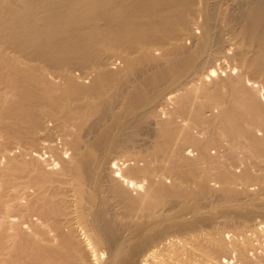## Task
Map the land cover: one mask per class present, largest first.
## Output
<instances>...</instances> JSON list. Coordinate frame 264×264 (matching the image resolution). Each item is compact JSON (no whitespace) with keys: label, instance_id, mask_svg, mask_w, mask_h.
Wrapping results in <instances>:
<instances>
[{"label":"bare ground","instance_id":"1","mask_svg":"<svg viewBox=\"0 0 264 264\" xmlns=\"http://www.w3.org/2000/svg\"><path fill=\"white\" fill-rule=\"evenodd\" d=\"M209 3L0 0V264H264V15Z\"/></svg>","mask_w":264,"mask_h":264},{"label":"rangeland","instance_id":"2","mask_svg":"<svg viewBox=\"0 0 264 264\" xmlns=\"http://www.w3.org/2000/svg\"><path fill=\"white\" fill-rule=\"evenodd\" d=\"M135 1H138V0H135ZM211 1V3H209ZM222 1V2H221ZM242 1V2H241ZM241 1H237V0H208V3H209V5H210V9L211 10H209V13H210V15H245L246 14V12H247V14L246 15H248V13H249V10L250 9H253V11L255 12L254 14H258V15H264V0H241ZM214 4H213V3ZM217 2V3H216ZM224 2V3H223ZM236 3V4H235ZM240 3V4H239ZM260 3V4H259ZM211 4H213L212 5V7H211ZM216 4L217 5H219V6H216ZM238 5V6H237ZM254 5V6H253ZM194 6H195V8H197L198 6H200V3L199 2H194ZM240 6V7H239ZM242 6V7H241ZM253 6V7H252ZM256 6V7H255ZM217 7V8H216ZM219 7V8H218ZM254 7H255V10H257V11H255L254 10ZM215 8V9H214ZM240 9V10H239ZM248 10V11H247ZM260 13V14H259ZM262 13V14H261ZM249 15H252V11H251V13L249 14ZM77 70V71H76ZM75 70V72L77 73V74H79V73H81L80 71H82V69L79 67V69H76ZM58 142H59V140L57 141V144H58ZM59 145V147L60 146H62V144H61V142H60V144H58ZM61 149V148H60ZM69 152H70V150H67L66 152H64L63 153V150H62V153H63V157H64V159H66L67 158V156H68V154H69ZM210 152L211 153H214L215 152V149L213 148V149H210ZM39 161H41L43 164H45V167H47V168H51V169H54V170H59L60 169V167H61V162H59L57 159H55V157L54 156H51L50 154H48V153H46V152H44V151H42V153L40 154V157H39ZM237 171L239 170V168H235ZM166 180H168V181H170V179L169 178H167ZM255 181H252V180H250L249 182L247 181L246 183H242V185L241 184H235L233 187V189H236L235 191H240L239 193L238 192H236V193H238V196L236 197L238 200L240 199V200H242L243 198V200H245V198L247 199V196L250 198V196L252 195L251 193H252V191H258V192H260V188H259V184L257 183V182H255ZM211 183H212V185H213V188L214 189H217V188H219V186H220V184H219V182H215V181H211ZM258 184V185H257ZM20 186H24V183L22 182L21 184H20ZM259 189V190H258ZM31 188L29 187L28 188V192H31ZM242 190V191H241ZM245 191V192H244ZM256 191V192H257ZM262 192H264V190L262 189ZM264 196V195H263ZM251 197H253V196H251ZM222 197L221 196H218V193H216V194H214V195H212V196H209L207 199H205V201H207V203L206 202H204V203H206V208H208V207H211V206H213V205H211V204H213L214 202H216V203H219V201H221L222 199H221ZM242 198V199H241ZM264 199V197L261 199V200H263ZM258 200V199H257ZM167 201V200H166ZM259 202H260V199L258 200ZM264 201V200H263ZM208 204H210V205H208ZM224 230H226V232L225 231H223V237L225 238V239H229V238H231V233L229 234L228 232H231V231H229V230H227L226 228L224 229ZM246 232V234H248V233H250L249 231H245ZM225 233V234H224ZM229 236V237H228ZM255 240L253 239V242H254ZM256 242V241H255ZM254 242V243H255ZM262 244H263V246H264V242H262ZM264 251V250H263ZM250 253V256L251 257H253V255H254V253L251 251V252H249ZM263 254H264V252H263ZM229 257L230 258H227V257H221V260H222V262L224 263V264H238L237 262H236V256H235V254L234 253H231L230 255H229ZM254 257H255V255H254Z\"/></svg>","mask_w":264,"mask_h":264}]
</instances>
